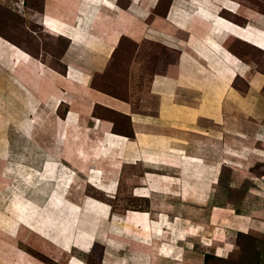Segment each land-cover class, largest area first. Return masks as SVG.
I'll use <instances>...</instances> for the list:
<instances>
[{
	"label": "crops",
	"instance_id": "1",
	"mask_svg": "<svg viewBox=\"0 0 264 264\" xmlns=\"http://www.w3.org/2000/svg\"><path fill=\"white\" fill-rule=\"evenodd\" d=\"M49 1L68 11L66 21L74 24V30H66L74 37L63 35L69 39L61 62L65 73L44 64L42 77L32 79L36 88L30 89L27 112L19 120L26 135L14 146L25 157L15 163L18 168L24 164L23 180L30 183L37 174L43 183L49 182L42 199L32 198L41 205L43 235L63 247L70 234V243L83 249L89 244L91 249L100 238L99 228L91 222L83 227L80 219L65 215L67 203L79 208L69 190L85 184L114 198L120 181L130 194L128 203L140 209L113 213L109 203L89 194L79 204L85 207L80 206L81 215L85 212L99 224L117 225V230L103 228L112 264H203L192 256L194 240L203 248L214 246V256L224 259L231 251L226 247L228 237L217 235L229 230L226 221L238 222L239 232L264 235V174L249 173L255 165L264 167V99L258 96L264 78L240 64L227 63L213 45L199 43L201 35L216 26L209 15L200 9L191 15V0H170L163 17H150L147 10L156 8L158 0H127L124 8L117 0H107L121 12L101 5L104 0H91L79 9L73 6L76 0H47L46 5ZM230 2L239 0L212 6L218 12L222 8L223 16L227 11L238 13L240 8L231 9ZM174 4L181 25L167 19ZM43 12L38 23L48 33ZM131 16L135 24L130 31ZM164 23L167 27H161ZM124 37L156 42L175 53V70L155 72L137 106L129 96L92 85L93 74L105 69ZM10 44L0 40V56L7 54V60L17 56ZM36 64L33 61L32 66ZM243 81L244 93L239 89ZM33 110L41 121L33 119ZM0 139V159L11 173L9 145ZM222 173L229 179L220 190ZM242 181L249 189L237 202L225 189Z\"/></svg>",
	"mask_w": 264,
	"mask_h": 264
},
{
	"label": "rangeland",
	"instance_id": "2",
	"mask_svg": "<svg viewBox=\"0 0 264 264\" xmlns=\"http://www.w3.org/2000/svg\"><path fill=\"white\" fill-rule=\"evenodd\" d=\"M46 2L47 0H0V36L9 40L21 50L28 52L33 58L41 61L46 66L62 73L63 64L61 62L63 61L62 56L68 48L67 41L62 37L52 36V34L45 32L38 23L39 16L46 9ZM119 4L124 8L127 0H119ZM169 4L170 0H159L156 8L153 10L147 9L150 12V17L165 16ZM50 5L52 10L57 9L56 11L61 16L68 17L67 11L63 8H59L53 2H50ZM239 5L240 9L237 14L224 13L226 17H223L241 26L249 22L256 26H264V0H239ZM164 25L167 27L166 23L161 27ZM146 31L145 35L148 37L150 34H148V29ZM224 40L227 41L226 48L243 63H247L251 69L250 72H258L264 78V51L244 44L233 37L227 36ZM0 57H2L0 59V137H3L9 145L7 150H9V169H11V173L6 172L7 164L0 159V228L4 229L7 227L3 219L6 217L4 209L8 199L14 197L17 192H23L26 194L27 200L29 199L40 206L38 201L32 198L36 196V198L41 197L42 199L43 194L48 192L49 182L43 183L37 174L32 176L30 183L25 182L21 177L24 164L19 167L21 170L15 164L16 161L20 162L25 158L19 152H16L14 146L20 144L22 137L26 135V127L22 126L19 120L27 112L26 109L29 106V103H27L28 96L24 88L30 83L22 74L19 65L16 69L13 68L12 73L14 75L10 73L12 65L7 62V54L2 53ZM175 63V53L173 51L169 52L162 44L124 37L105 69L102 72L93 74L92 85L119 97L128 98L129 96L137 106L141 94L148 93L150 79L153 74L166 71L172 73L175 70ZM13 76H16V78L14 77L16 80H13ZM239 89L244 93L246 90L245 81L239 84ZM258 96L264 99V82L258 90ZM2 118L6 123L1 120ZM262 121L264 123V118ZM26 157L28 156L26 155ZM16 172H18L17 175ZM249 173L264 174V167L255 165ZM228 179V174L222 173L218 184L220 190L223 189L222 187L228 182ZM248 189V183L242 181L240 186L225 189V194L238 202ZM84 194H89L109 203L110 207L112 206L113 213L122 214L127 207L140 209V206L128 203L130 194L128 195L127 188L122 181L119 182L114 198L106 197L103 192L85 184H82L80 188L74 186L69 190V198L77 204H81ZM67 204L66 206H69V209L64 210L65 215H70L73 218L76 208L73 204ZM83 209L85 210V207ZM59 210L63 212L62 208ZM236 211L240 212L237 208ZM85 214L87 213L83 212L82 215L80 214L74 219H80L83 227L86 222H91L95 228H99L98 235L100 237L88 253L80 251L81 247L77 244L79 249L71 247L72 235L70 234L66 235L65 241L68 244L63 247H66L71 253H66L39 238L36 234L31 233L32 231L30 232L26 227L20 226L16 235H11L12 237L0 230V264L20 263L23 258L24 260L29 259L31 264H67L71 255L75 259H80L83 264H112L110 258L106 256V247L109 248V246H105V243L108 242L105 241L103 233L105 228L111 231L117 225H113L108 221L99 224L97 221L91 220L90 215ZM225 223H227L229 230L224 231L223 235L222 232H219L217 237H228L226 247L231 251L227 257L224 259L215 257L213 254L214 246L209 249L203 248L195 240L192 242L194 246L192 256L200 259L203 264H264V235L252 230L246 233L239 232L237 227L241 226L236 221L232 223L226 221ZM115 230L117 229L115 228Z\"/></svg>",
	"mask_w": 264,
	"mask_h": 264
},
{
	"label": "bare ground",
	"instance_id": "3",
	"mask_svg": "<svg viewBox=\"0 0 264 264\" xmlns=\"http://www.w3.org/2000/svg\"><path fill=\"white\" fill-rule=\"evenodd\" d=\"M90 1L91 0H76V2L73 4V6L75 7V9H79L81 7L78 8V5H85L86 6ZM101 1H103V0H101ZM118 1L119 0H117V2ZM103 2H104V4H101V5H108L109 7H112L113 9H117L118 12L122 11L120 8H117L114 5V3L112 5H110L111 3L108 2L107 0H104ZM204 2L206 5H203ZM204 2L202 3L198 0H191L192 10L190 11V14L193 15V14H195V12H197L198 9H200V11H203L204 13L209 15L211 24L214 23V26L215 25L216 26L214 28H210L207 31H205L201 35L203 39H200L199 43L201 45H203L204 47L206 46L205 44H207V43L213 45L220 52L219 54H221L227 60L226 61L227 63L230 62V63L237 64V65L240 64L241 66H244L247 69H250L248 65L243 63L242 60H240L238 57H236L227 48L222 46L221 43L225 37L229 36V37H233L234 39H238V40L242 41L244 44L251 45L253 47H256L259 50L264 51V26L261 27L259 25L260 26L259 27V26H256V25L250 23V22L241 26V25H239V24H237L231 20H227L226 18H224L223 15H221L222 11H223L222 8H221L220 12H218V10H214V8L218 9L217 7H214V5L222 7L221 6L222 3L228 2V0H205ZM134 3H137L136 0ZM230 3H232L234 5L231 9H233L234 7H237V10H238L240 8L239 3H233V2H230ZM118 4H117V6H119ZM212 4H214V5L212 6ZM176 9H177V6L175 4L171 6V8L168 12V18L167 19L174 24H177V25L180 24L181 25V23L177 22V19L175 17L176 16ZM56 10L57 9L52 10L50 2H48V4L46 5V11L43 12L45 15V24L50 29L48 33L55 35L56 37H60V38L61 37L66 38L63 36L65 34L66 35H72V38H73L74 34L70 33V32L68 33L69 30L68 31L66 30V29L74 30L71 27V25H74V24L69 22V21H66L70 17V15L68 14V17L67 16L63 17ZM67 13H68V11H67ZM233 13H237V12H233ZM82 14H80V15H82ZM41 19H43V18H41ZM134 24H135V17L131 16V19L128 23V27L130 28V31L134 30L133 29ZM223 28H225V30H223ZM67 39H68V37H67ZM0 40L3 41L4 38L2 36H0ZM10 45H11L13 53H15L17 56L12 57L11 59L9 58L7 60V62H8V64H12V67L14 69H16L17 65H19V69H21L22 74L26 77V79L30 83L27 86H25V88L23 87L25 89L24 91H26L28 97H30L31 96L30 89H32V87L34 88L36 86V83L32 79L34 77H42V75L44 73L43 74L40 73V70L42 67H45V66L41 61L36 60L28 52L21 50L15 44L12 43ZM191 51H192L193 55L199 57L198 51H195L194 49H191ZM187 58H188V56H187ZM33 61H36V63H37L36 64L37 66L36 67L34 66L37 69L36 71H35V68L32 66ZM228 65H230V64H228ZM31 67H33L34 70L28 69ZM251 67H252V65H251ZM14 69H11L10 73L12 75H14L12 73V70H14ZM31 82H33V84ZM32 85H34V86H32ZM27 103H28V101H27ZM30 113L33 116V119L41 121L39 119V115H38L36 110H33ZM31 115H30V117H31ZM27 120H28V118H27ZM4 142L6 143V140ZM70 188H71V186H70ZM25 196H26V194H24L23 192H17L14 197H12L11 199H8L6 207L4 209V215H6V217H5V219H3L5 221V224L7 225V227L4 229L0 228V230L8 233L9 236H11V235L15 236L16 232L18 231L20 226H24L27 229L31 230L33 232V234H36L39 238L53 244L54 246L58 247L63 252L71 253L66 247L57 246L47 236L43 235L42 230H40L41 223H39V222H41V218H42V215H39L40 211H41V207H40L41 205L38 206L34 202H31L29 199L27 200ZM66 205H68V204H66ZM75 205L79 208L75 209V212L73 214L74 215L73 220H75L74 217L80 216L79 214L82 211L80 208V206L82 207V205H79L77 203ZM67 209H69V206H66L65 210H67ZM147 229H149V228H147ZM78 232L82 235L86 234L87 236H91L84 231L78 230ZM91 237H92V239H94L93 236H91ZM92 243H93V241H92ZM88 246H89V244L87 246H85V247H87V248H84L85 250L83 248H81V250H84L85 253H88L90 251V249H89L90 247L88 248ZM71 247H77L75 242L71 243ZM135 254H137V253H135ZM13 264H31V262L29 259L24 260V258H23V261H20V263L14 262ZM67 264H83V262L80 259H75L74 256L71 255Z\"/></svg>",
	"mask_w": 264,
	"mask_h": 264
},
{
	"label": "trees",
	"instance_id": "4",
	"mask_svg": "<svg viewBox=\"0 0 264 264\" xmlns=\"http://www.w3.org/2000/svg\"><path fill=\"white\" fill-rule=\"evenodd\" d=\"M158 3H159V0H158ZM158 5V4H157ZM226 12V11H225ZM227 12H229V13H227V14H229V15H235V14H237V13H233V12H230V11H227ZM233 13V14H232ZM63 39H65L66 41H67V44L69 45V39H67V38H63ZM227 42V41H226ZM226 42L224 43V46L226 45ZM226 47V46H225ZM65 69H66V66L63 64V72L61 73V74H64L65 73ZM136 210H138V209H136Z\"/></svg>",
	"mask_w": 264,
	"mask_h": 264
},
{
	"label": "clouds",
	"instance_id": "5",
	"mask_svg": "<svg viewBox=\"0 0 264 264\" xmlns=\"http://www.w3.org/2000/svg\"><path fill=\"white\" fill-rule=\"evenodd\" d=\"M231 12H235V11H231Z\"/></svg>",
	"mask_w": 264,
	"mask_h": 264
}]
</instances>
